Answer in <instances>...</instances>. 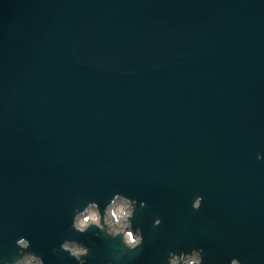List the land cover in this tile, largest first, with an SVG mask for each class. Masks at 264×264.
Listing matches in <instances>:
<instances>
[{
	"label": "water",
	"instance_id": "1",
	"mask_svg": "<svg viewBox=\"0 0 264 264\" xmlns=\"http://www.w3.org/2000/svg\"><path fill=\"white\" fill-rule=\"evenodd\" d=\"M257 153L264 0H0V258L26 235L62 264L75 199L118 189L147 202L126 264L176 246L264 264ZM95 231L88 262L108 264L118 241Z\"/></svg>",
	"mask_w": 264,
	"mask_h": 264
},
{
	"label": "clouds",
	"instance_id": "2",
	"mask_svg": "<svg viewBox=\"0 0 264 264\" xmlns=\"http://www.w3.org/2000/svg\"><path fill=\"white\" fill-rule=\"evenodd\" d=\"M256 159L264 161V153H257ZM203 203L204 196L196 194L190 201L192 212H199ZM146 207V201H138L118 189L108 192L103 199L79 196L71 207L67 233L51 252L62 264L73 260L77 264H89L87 258L91 255V249L79 237L95 229L97 237L103 235L113 242L118 241V253L108 264H126L130 254L138 253L144 246V231L137 225L136 214ZM162 223V217H153V228H159ZM0 264H47V261L42 253L34 249L28 236L19 235L14 238L11 258H0ZM163 264H205V249H185L181 246L169 248L164 255ZM209 264L214 262L209 261ZM228 264H244V261L232 257Z\"/></svg>",
	"mask_w": 264,
	"mask_h": 264
}]
</instances>
